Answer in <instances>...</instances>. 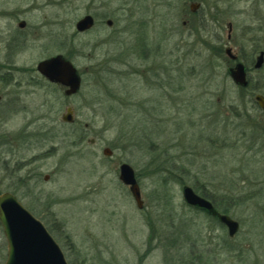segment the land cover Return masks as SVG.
Returning a JSON list of instances; mask_svg holds the SVG:
<instances>
[{"label":"rangeland","instance_id":"obj_1","mask_svg":"<svg viewBox=\"0 0 264 264\" xmlns=\"http://www.w3.org/2000/svg\"><path fill=\"white\" fill-rule=\"evenodd\" d=\"M184 2L136 0L135 12L123 0H61L60 52L71 49L80 91L0 86V195L45 224L68 264H264V111L254 99L264 66L250 62L264 50V0H202L197 15ZM86 15L95 25L80 32ZM226 47L257 90L233 82ZM123 163L142 208L119 178ZM185 185L211 195L238 232L188 206ZM7 257L0 223V264Z\"/></svg>","mask_w":264,"mask_h":264},{"label":"water","instance_id":"obj_2","mask_svg":"<svg viewBox=\"0 0 264 264\" xmlns=\"http://www.w3.org/2000/svg\"><path fill=\"white\" fill-rule=\"evenodd\" d=\"M200 4L193 3L192 10L196 11ZM94 17L86 15L79 19L76 28L85 32L94 26ZM112 20L107 24L112 25ZM231 60H237L238 56L231 47L226 49ZM264 65V51L257 56L255 69H261ZM39 71L51 82L59 83L67 89L65 95H75L80 91L82 77L72 63L64 55H58L45 60L39 64ZM233 82L243 88L249 86V79L246 66L243 62H237L229 69ZM258 106L264 110V95L258 93L254 97ZM72 108L67 109L63 116L65 122L73 121ZM105 155H111L109 148L104 149ZM120 180L129 186L137 206L142 208L140 185L135 170L128 163L120 166ZM182 195L188 206L206 211L218 218L228 229L230 236H234L239 230V222L229 215L220 214L209 199L199 195L188 185L183 186ZM0 223L7 239L8 257L4 264H68L65 254L59 243L52 236L45 224L36 218L20 201L10 192L0 195Z\"/></svg>","mask_w":264,"mask_h":264},{"label":"flooded vegetation","instance_id":"obj_3","mask_svg":"<svg viewBox=\"0 0 264 264\" xmlns=\"http://www.w3.org/2000/svg\"><path fill=\"white\" fill-rule=\"evenodd\" d=\"M123 1L125 5H133L136 12V0ZM184 1V3H189L191 14L197 15L200 12L202 0ZM193 3L200 4V7L196 11L191 8ZM60 6L61 0H0V86L6 88L14 86L21 89L23 86L35 87L48 83L58 86L65 93L67 89L65 86L51 82L39 71V64L41 62L58 55H63L60 52L62 50V41L60 39ZM65 42H63L64 45L66 44ZM67 50V54L64 56L71 61L70 55L72 51L71 49ZM261 51L264 50H260L259 54ZM257 56L250 61L253 68H255ZM231 61L233 62V66L239 61L243 62L239 57L236 61ZM243 63L247 69L250 85L251 69L245 62ZM248 87L241 88L247 90ZM24 95L25 92L17 97H10L8 100L11 103L19 101L20 99L22 100V96ZM66 96L71 97L73 95ZM3 97L4 95H0V105L3 103ZM8 108L11 109L10 103L8 104ZM9 109L7 110L8 112H10ZM14 111L19 112L21 109H14ZM214 207L220 214L229 215L220 206L214 205ZM203 212L207 213L206 211ZM211 216L223 224L218 218L213 215ZM224 226L226 227V225Z\"/></svg>","mask_w":264,"mask_h":264},{"label":"trees","instance_id":"obj_4","mask_svg":"<svg viewBox=\"0 0 264 264\" xmlns=\"http://www.w3.org/2000/svg\"><path fill=\"white\" fill-rule=\"evenodd\" d=\"M248 89H250V90H257V87H254L253 86V83H252L251 78H250V85H249ZM200 195H202L203 197H205L207 199H210L214 203L215 206H217V207L219 206L218 203L215 202V200L213 199V197L211 195H209L207 192H205V191L202 190V192H200ZM189 245L192 246L191 244H189Z\"/></svg>","mask_w":264,"mask_h":264}]
</instances>
